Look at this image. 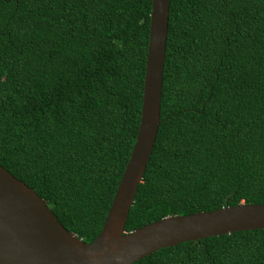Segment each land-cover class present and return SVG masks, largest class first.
<instances>
[{
    "label": "trees",
    "instance_id": "16d2710c",
    "mask_svg": "<svg viewBox=\"0 0 264 264\" xmlns=\"http://www.w3.org/2000/svg\"><path fill=\"white\" fill-rule=\"evenodd\" d=\"M152 0H0V165L85 243L137 135ZM264 205V0H169L160 125L124 231ZM133 264H264V230Z\"/></svg>",
    "mask_w": 264,
    "mask_h": 264
},
{
    "label": "water",
    "instance_id": "95a60500",
    "mask_svg": "<svg viewBox=\"0 0 264 264\" xmlns=\"http://www.w3.org/2000/svg\"><path fill=\"white\" fill-rule=\"evenodd\" d=\"M151 4L140 123L100 234L85 243L67 231L33 189L0 165V264H133L181 243L264 230V205L240 204L124 231L160 125L169 0Z\"/></svg>",
    "mask_w": 264,
    "mask_h": 264
}]
</instances>
